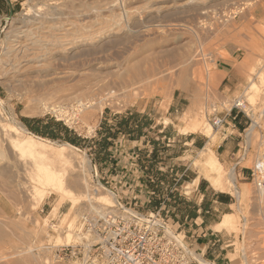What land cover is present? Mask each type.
I'll list each match as a JSON object with an SVG mask.
<instances>
[{"label":"bare ground","instance_id":"6f19581e","mask_svg":"<svg viewBox=\"0 0 264 264\" xmlns=\"http://www.w3.org/2000/svg\"><path fill=\"white\" fill-rule=\"evenodd\" d=\"M38 1L27 10L24 19L19 21L13 18L6 19L7 24L3 30L5 40L0 46V84L9 90L16 88L24 90L19 96L33 102L21 112L22 116L32 117L50 112L56 115L57 120L64 119L66 123L74 124L76 116L81 117V122L88 123L93 120L97 123L105 107L120 104V95L129 93L131 96L139 95V91L135 92V90L143 85L141 82L146 76L141 69V61L146 60L145 55L148 57L150 54L151 56V53H147L150 51V44L154 43L156 47L162 48L166 47L169 42L177 40L186 31L197 35L200 32L195 21L208 18L209 9L217 0ZM227 1L229 2L226 0L225 3ZM252 1L244 2L249 6L254 5L255 2L250 3ZM87 19L92 20H88L82 27L78 24L79 21ZM157 20L162 21L163 24L153 25ZM190 21L196 25L188 28L189 26H186ZM215 29H213L214 33L219 30V28ZM261 46L264 48L263 45ZM261 50L259 46L258 52L260 53ZM204 55H201L197 62H202L200 64H203L204 70L209 71L210 85L214 87L227 76V73L214 71L212 68L216 67L217 61L210 64V60L203 59ZM262 56L259 54L258 58L253 60L251 58L247 63L243 62L246 60L241 62L233 60L235 63L229 64L237 75L247 81V86L242 93L243 100L241 98L234 100L230 108L243 107L251 118L255 116L254 110L258 109L256 107L261 108L256 116L257 121H253L248 130H245L246 144L250 143L257 122L264 118V60ZM108 57L113 61L112 65H102L104 61H109ZM186 71L183 70L181 73L179 78L181 82L186 80ZM151 72L154 80L161 79L165 75H172L167 70L157 69ZM126 77L129 79L127 80ZM189 77L192 81L200 79L198 71L191 72ZM93 82L95 84H92ZM183 83L180 84L183 85ZM54 89V94L57 96L50 94ZM207 99V96H202L201 93H194L182 117L187 121L198 114V120L190 121L189 126L201 129L200 132L208 139L198 151L193 165L213 189L225 193L227 190L239 202L243 199L245 190L237 187V175L234 168L225 170L214 154L217 131L204 118L203 110H207ZM4 105V101L0 98V145L8 149L9 160L16 169L15 177L21 176V179L26 181L25 184L20 185L22 186L21 193L25 197L28 194L27 190H31L33 208L41 204L47 190L55 193L59 197V202L53 208L54 212H57L60 205L67 200L70 207L64 215L61 226L58 227L62 235L54 242V246L57 245L56 248H59V245L71 246L73 241H82L81 236L73 232L78 205L83 203L84 209L92 212L90 214L93 217L84 219L91 223L96 220L97 216H102L106 210L117 205L115 195L103 187L91 188L89 186L87 175L85 176L89 172V163L85 161L86 158L77 153L80 151L74 146L36 136L19 121L4 122L1 116ZM210 112L211 114L216 113L215 107L212 106ZM262 141L256 152L255 169L259 175L264 177V139ZM245 152L244 147L243 156ZM74 163L86 173L83 175L77 171L69 178L65 177L67 165L76 167ZM257 179L258 183L253 192L254 197L258 202H263L264 179L260 177ZM233 218L234 215L231 213L224 215L217 229L234 231ZM242 228L244 231L245 227ZM85 236L89 238L88 235ZM94 240V238L84 239L83 242H94ZM25 246L19 248V257L16 260L11 262L9 260L6 264H41L42 260L32 251L37 247L41 249L43 245L37 246L29 242ZM241 251L245 259L244 249L241 248ZM191 252L200 264H213L197 254L195 250ZM52 254L53 262H50L59 263L52 258ZM244 259L243 264H249ZM46 262L44 261L45 264ZM72 264L79 263L73 262Z\"/></svg>","mask_w":264,"mask_h":264},{"label":"rangeland","instance_id":"374dc122","mask_svg":"<svg viewBox=\"0 0 264 264\" xmlns=\"http://www.w3.org/2000/svg\"><path fill=\"white\" fill-rule=\"evenodd\" d=\"M37 1L0 0V46L5 40L3 30L7 24L6 19L13 18L18 21L24 19V14L32 5L39 2ZM223 1L217 0L214 1L215 3L213 2V7L209 9L210 18H202L200 21H195L200 32L197 35L186 31L184 32L185 34L182 33L177 40L173 42L171 41V43L169 42L166 46L168 49L166 47H156L157 45L151 43L150 51L149 49L147 50L149 51L147 53H151V56L150 54L148 57L145 55L146 58L145 56L143 58L146 60L143 59L141 61V69L146 73V76L141 82L143 85H141L138 90H135V92L139 91V95L131 96L130 93L128 95L122 94L123 97L120 95V104L116 106L111 104L110 106L105 107L97 123H94L93 120L88 121V123H84L85 121L81 122L82 120L80 116H76V123L73 124L70 122L69 124L66 123L64 119L57 120L56 115L50 112L43 115L24 117L21 115V112L26 107L31 106L33 102L19 96L24 90H19L17 88L9 90L6 86L0 84V98L5 104L1 115L2 120L6 123L8 121V123H12L14 120L22 123V119L27 118L50 120L53 124H60L63 127H66L74 135H78L79 138L84 140V142L80 144L81 148H75L80 151V153H77L86 158L85 161L89 163V172L86 173L83 170L81 171L78 168L79 165L76 166L74 163V166L76 167H73V165H67L65 170V172H67L64 176L69 178L77 171L81 172V174L86 173L85 176L87 175L86 179H88L87 181L91 188H98V186L103 187L115 195L116 202L118 199L120 203L125 204V202H129V199L124 197L126 193H121L118 189H116V187H114V181L107 176L108 173L106 171V165H98L100 162H98L95 158L96 155L94 153V148L91 146L93 140H101L99 135H95L96 130L102 127V123L106 122L105 120L110 114H115V116L121 117L130 111L133 116H136L134 120H138L137 122L135 121V123H140V125L145 122L143 118H146L148 126L145 128L146 138L144 145L147 150H151L150 152L147 151L146 154L150 155L149 158H151L154 148L153 143H155L157 152L154 159H157L160 166L163 168V172H158L167 176V178H165L166 182H164V185L169 184L170 180L176 179V185L172 186V188H175L172 191L173 194H175L177 198L183 199L184 202H187L190 205H195L199 196L197 192L193 194V185H196L199 180L205 179L201 172L193 165L200 149L198 150L193 148L191 145L184 144L186 143L184 138H186L187 134H195L194 136L203 141L207 142L208 139L202 132H200L201 129L189 126L190 121H197L199 115H194L192 118L185 121L182 119L183 114L186 112L194 93H201L202 96H207L208 98L206 105L207 110H203L206 121L209 123L211 120L210 110L212 106L216 109V113L212 114H217L222 118L224 113L230 109L234 100L238 98L243 100L242 93L247 86V81L243 77L237 75L229 64L235 63L234 61L241 62L243 60H246L243 62L247 63L250 62L251 58L252 60L256 59L259 54L263 55L261 58L264 60V48L261 46H264V0H259V2L258 0H253L250 3L255 2L254 5L250 4L249 6L245 5L244 1L246 0H229V2L227 1L226 3V0ZM216 3L218 6L215 5ZM244 15H248L245 20ZM88 20L92 19L81 20L79 23L77 21V23L82 27ZM183 23L185 24V22ZM190 23L193 22L190 21ZM190 23L185 26H189L188 28H190L195 24ZM158 24H163V22L157 20L153 23V25ZM212 28H216L215 30H218L217 28H219V30L214 33L215 31H213ZM259 46L262 49L260 53L258 52ZM201 55H204L203 59L210 60V64H212L215 60L217 61L216 67L212 68L214 71L217 73L223 72L229 74L230 81L232 83L231 88L226 87L222 83L225 77L222 78L214 87L210 85L208 76L209 71L206 72L204 70L203 64H200L202 62H197V59L200 58ZM108 58L110 61V57ZM109 61H104L102 65H112V60L110 63L106 64V62ZM210 68L211 67H209V70H211ZM157 69L167 70L168 72H171L170 74L172 75H165L161 79L159 78L158 80H154L151 70L156 71ZM183 70H187L185 77L186 80H183L185 83L179 80ZM196 71L199 72L200 79L198 81L190 80L189 76L191 72ZM128 79L129 78H127V80ZM180 83H183V85ZM71 84L73 85V82ZM92 84H95V82ZM120 91L122 90L120 89ZM54 93L55 89L53 90V93L50 92V94L57 96ZM178 99H180V104L177 112L169 109L171 102L175 103ZM256 108L258 109L254 110L255 116L254 118H251L243 107H239L240 110L238 111L241 112L245 118H247L245 130H248L253 121H257L256 116L261 108ZM132 110H137V112ZM119 121L120 118H118L117 122ZM22 124L24 125V123ZM91 126L93 127L92 129L89 128ZM24 127L29 130L26 126ZM53 130L58 131L59 127H53ZM245 130L241 133V137H237L240 151L235 152V155L231 156V160H229L226 164H222L219 161L215 154V149L221 144L220 141H222L224 137H227L230 132L229 130L225 132V136L220 134L219 131L215 133L217 140L214 144L215 157L225 170H229L232 167L234 168L235 174L237 175V187L241 190H245V195L243 196V199L238 202L235 196L231 194L233 198V206L227 208L225 212L234 215L232 221L234 233L230 234L231 237L218 233L216 238L213 237L218 240L216 243L217 249L215 256L219 255V257L215 259L214 257L205 256L204 259L214 264H229L228 258H226L227 253H234L231 258L236 261V264H243L244 255L241 248L245 251L244 260L247 263L264 264V201L258 202L253 193L255 192V188L258 183L257 177L264 179V177L261 174L259 175V172L255 169L256 152L264 139V118L257 122L254 134L252 135L249 144H246L245 142ZM56 141L58 143H64L63 140ZM166 144H170V147H166ZM5 147L6 146L4 145L3 147L0 145V230L3 235L0 236V264H6L9 260L10 262L12 260H16L19 257V248L26 247L25 245L29 242L35 243L37 246L43 245L40 247L41 249L37 247L34 249L36 251H32L36 257L39 256V259L42 260L41 262L43 264H45L44 261H47L46 264H72L73 262L52 263L53 261L51 260L52 251L58 247L57 245L54 246V242H56L57 238L62 235V231H60L58 227L61 226L64 215L70 207V203L66 200L60 205L58 211L54 212L53 208L59 202V197L55 193L47 190L41 204L37 208H33L31 206V190H27L28 194L25 197L23 193H21L20 190L22 189V186L20 185L25 184L26 181L21 179V176H19L20 179H17L19 177H15L16 169L10 162L8 149ZM244 147L246 148V152L243 156L242 148ZM122 156H125V153L122 154ZM151 159L154 160L153 158ZM10 166H12V168ZM170 168L173 170L171 178L169 172ZM241 171H248L249 175H244L243 177L239 175ZM121 183V185L125 184V180L122 179ZM172 183L174 184L175 182L172 180ZM207 184L210 186L208 182ZM31 186L34 185L31 184ZM126 187H129L128 183L125 187H123V191L126 190ZM225 191L228 193L227 190ZM163 192V195L166 196L167 191ZM73 193L75 192L73 191ZM135 202L136 201H133L131 206H133ZM147 205L148 204H146V202L142 204L141 201H138L135 208L142 213L152 212L151 210H148ZM78 207V214L77 217H75V229L73 232L81 236L82 241H73L70 245L81 243L84 239H92L90 236L89 238L85 236V233L82 230L86 221L84 219L93 217V215L90 214L92 212L84 209L83 203L79 204ZM166 210V208L162 209L160 216L169 221V223L171 222L172 224L170 225L173 229L177 230L181 236H184L186 244L191 247L188 243L185 229L183 227H178V225L175 224V220H173L174 217L171 216L170 212H166ZM173 212H176L175 209ZM220 217L221 216H218V221L220 220ZM243 226L245 227L244 231L242 228ZM42 248L44 250H42ZM46 248H50V250H46ZM191 248L196 251L195 248ZM196 253L201 255V252L199 251Z\"/></svg>","mask_w":264,"mask_h":264},{"label":"crops","instance_id":"0c3cea01","mask_svg":"<svg viewBox=\"0 0 264 264\" xmlns=\"http://www.w3.org/2000/svg\"><path fill=\"white\" fill-rule=\"evenodd\" d=\"M222 83L226 87L231 88L232 83L229 74L223 79ZM179 104L180 99L175 101V103L171 102L169 109L177 112ZM132 111L137 112V110ZM131 113L132 112L129 111V114ZM222 118L224 124L220 134L225 136V132L228 130L230 133L227 137L222 139L221 144L215 149V154L222 164H226L231 160V156L239 151V141L237 137H241V133L244 132L247 118L235 108L231 109L230 112L226 111ZM33 119L35 118L29 120ZM116 120L117 116H115V114H110L108 118H106V121L112 126L116 123ZM45 123L46 122H43L42 124ZM37 127L39 128V125ZM99 129L96 130L95 135L100 133ZM109 130L112 132V135H110L109 132H107V135L112 136L113 138L116 136V138L111 139L112 142L107 149L105 160L100 161L98 165L105 164L107 167V176L114 181V187H116L121 193H126L124 197L129 199V202H125V204L131 206L132 202L136 201L133 204L136 207L138 201H141L142 204L146 202V204H148V210H151L152 212L158 210L161 212L162 209L166 208V212H170L171 216L174 217L173 220H175V224L178 225V227H183L185 229L187 240L191 247L195 248L196 251L201 252L203 257L218 258L219 255L215 256L217 249L216 243L218 240L214 239L218 236L217 233L224 234L228 237H231L230 234L234 233L233 231L228 232L226 229H217V225L221 221V218L224 215L229 214L225 211L232 206L233 198L231 194L218 192L211 188L205 180H199L196 185H193V194L197 192L199 196L197 202H195L197 207L196 216L189 218L187 215L182 216V213L179 214L178 211L174 213V208L171 207V201L175 197V194L172 192L175 188H172V186L176 185L177 180L172 179L175 182L174 184L172 183V180H170L169 184L164 185L166 180H160L158 177L159 174H162L158 171L163 172V168L160 166L157 159H151L155 155H152L151 158H149L150 155L146 154L147 151H151L147 150L144 145L146 129H143L141 133L136 134L130 131L115 132L112 128ZM59 134L61 136L67 135V133L62 130ZM194 135L195 134H187L186 138H184V140H186V143L184 144L191 145L193 148L199 150L205 145L206 141H203ZM95 146L98 145L96 144ZM95 146H93V148H95ZM165 146L170 147V144H166ZM153 149L157 151L155 146ZM124 153L125 156H122ZM172 171V168H170V178L172 176ZM248 171H241L239 175L243 177L244 175L248 176ZM164 178H167L165 174ZM122 179L125 180V184L123 185H121ZM127 183L129 187H126V190L123 191V187H125ZM163 191H167L166 196L163 195ZM155 199L158 200L159 206L152 208L149 203ZM203 201H206L205 206H202ZM218 216H221L219 221L217 220ZM227 254L226 258H228L229 264H236V261L231 258L234 253Z\"/></svg>","mask_w":264,"mask_h":264},{"label":"built area","instance_id":"2783aa9c","mask_svg":"<svg viewBox=\"0 0 264 264\" xmlns=\"http://www.w3.org/2000/svg\"><path fill=\"white\" fill-rule=\"evenodd\" d=\"M233 108L240 110L233 106L227 112ZM210 123L214 130L222 131L223 118L211 114ZM170 224L159 210L142 213L135 205L117 199V205L94 222L85 221L82 230L94 242L59 246L52 258L79 264H200L185 237Z\"/></svg>","mask_w":264,"mask_h":264},{"label":"trees","instance_id":"16d2710c","mask_svg":"<svg viewBox=\"0 0 264 264\" xmlns=\"http://www.w3.org/2000/svg\"><path fill=\"white\" fill-rule=\"evenodd\" d=\"M118 118H120V121L117 122ZM136 118V116H133V114H129V112L126 113V115H123L121 117H117L116 123L112 126L111 124H109L106 120L105 123H102V127L100 128L101 130H99L100 133H98L97 135H99L101 140H93L92 142V148L93 146H95L96 144L98 146H95L94 148V153L96 155V159L98 162L105 160V156L107 153V149L109 147V145L111 144L112 140L111 139H115L116 136H114V138L112 136H108L107 132L110 133V135H112V132L109 129H113L115 132H134V134L136 133H141L143 129H145L148 126V123L146 122V118H143V120L145 121L144 123H142V125L136 124L135 121L137 122L138 120H134ZM43 122H46L45 124H42ZM22 123H24V126H26L29 130L30 133L39 136L41 138L44 139H52L53 141L56 140H63L64 143H67L71 146L74 147H80V144L82 142H84L83 139L79 138L78 136L74 135L71 131H69L66 127H63L60 124H53L52 121L50 120H39V119H33V120H29V119H22ZM33 123V125H32ZM39 125V128L37 127ZM36 126V127H35ZM144 126V127H142ZM53 127H59V130H53ZM39 129V130H38ZM64 131L65 133H67V135L65 136H61L59 134V132ZM146 135V134H145ZM153 145L155 146V143H153ZM155 149H153V154L152 155H156ZM155 157V156H154ZM154 157H152L154 159ZM158 177L160 178V180L165 179L164 178V174H159ZM172 203H171V207L175 209V211H178V213H182V216L187 215L189 218H193L196 216V204L195 205H190L187 202H184L183 199L181 198H177V196L175 195V197L172 199ZM158 200H152L150 202L151 207H158ZM186 203V204H184ZM206 201H203L202 206H205Z\"/></svg>","mask_w":264,"mask_h":264}]
</instances>
